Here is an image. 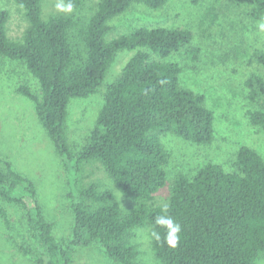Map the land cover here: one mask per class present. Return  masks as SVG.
Wrapping results in <instances>:
<instances>
[{"label":"trees","instance_id":"16d2710c","mask_svg":"<svg viewBox=\"0 0 264 264\" xmlns=\"http://www.w3.org/2000/svg\"><path fill=\"white\" fill-rule=\"evenodd\" d=\"M60 1L71 2L73 11L46 14L44 0H12L27 21L20 39L8 37L9 12L0 6V57L22 62L38 81L39 97L24 86L19 92L32 102L56 153L74 173V189L68 194L71 234L60 241L42 213L34 183L11 162L1 160L0 197L25 210L31 233L32 245L21 251L34 264H70L75 249L97 246L117 264H138L139 252L129 232L148 227L160 264H257L264 255V162L253 149L239 148L231 172L208 163L191 179L178 175L166 203H154L155 194L166 185L163 167L169 158L161 135L172 134L195 145L213 140L214 116L205 97L179 85L178 63L162 61L185 49L186 59L196 63L200 51L186 29L142 27L109 42L105 35L108 22L133 4L155 10L168 0ZM247 1L249 16L262 20L264 0ZM139 48L145 50H138L106 88L91 133L74 152L65 127L68 103L97 92L118 52ZM255 59L264 72V52ZM245 86L249 101L257 104L247 112L248 120L264 131V74L251 75ZM86 163L100 165L135 206L122 211L112 191L99 182L85 187L78 171ZM165 214L181 227L175 248L166 242L167 229L155 223ZM1 216L6 219L4 212Z\"/></svg>","mask_w":264,"mask_h":264},{"label":"rangeland","instance_id":"374dc122","mask_svg":"<svg viewBox=\"0 0 264 264\" xmlns=\"http://www.w3.org/2000/svg\"><path fill=\"white\" fill-rule=\"evenodd\" d=\"M60 0H44L43 13L57 12ZM9 12L7 35L20 39L27 27L21 9L12 0H0ZM247 0H168L160 9L133 4L113 18L105 35L109 42L137 28L164 27L189 30L192 45L200 51L198 62L185 57V49L162 59L182 67L179 85L205 97V106L213 112V140L209 145H195L172 134L160 140L169 158L163 167L166 185L155 194L154 203H166L172 181L178 175L191 179L208 163L233 171L232 163L240 147L253 149L264 162V131L253 127L247 112L257 108L249 101L245 81L264 72L256 55L264 52V18L253 20ZM142 48L120 51L115 55L97 92L87 98H72L67 106L65 122L68 144L78 152L91 133L104 103L106 88L121 74L125 64ZM40 96L38 81L19 61L0 57V165L11 162L13 168L30 179L46 220L53 225V235L65 241L71 234L73 213L68 194L73 192L74 173L64 165L37 119L32 102L19 92L20 87ZM83 185L101 183L112 191L122 211L135 206L129 197L107 178L100 165L82 164ZM28 204V202H26ZM5 213L2 218L1 213ZM129 240L137 246L138 264H160L154 257L148 227H135ZM32 245L26 212L20 206L0 197V264H34L21 247ZM70 264H117L97 246L77 248ZM257 264H264V255Z\"/></svg>","mask_w":264,"mask_h":264},{"label":"clouds","instance_id":"9594fccd","mask_svg":"<svg viewBox=\"0 0 264 264\" xmlns=\"http://www.w3.org/2000/svg\"><path fill=\"white\" fill-rule=\"evenodd\" d=\"M73 4L71 2L64 4L60 3L57 4V9L61 12L71 13L73 11ZM262 28H264V25H261ZM164 212L167 213V208L165 207ZM155 223L157 225L164 226L167 229V237L166 242L169 247L175 248L177 246V243L180 239L179 233L181 232V227L178 223H176L171 216L169 215H161L155 218ZM153 237L159 241L160 235L158 232L152 233Z\"/></svg>","mask_w":264,"mask_h":264}]
</instances>
